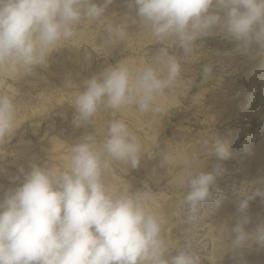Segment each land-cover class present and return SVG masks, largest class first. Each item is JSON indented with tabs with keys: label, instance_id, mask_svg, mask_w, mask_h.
<instances>
[{
	"label": "clouds",
	"instance_id": "9594fccd",
	"mask_svg": "<svg viewBox=\"0 0 264 264\" xmlns=\"http://www.w3.org/2000/svg\"><path fill=\"white\" fill-rule=\"evenodd\" d=\"M113 0H0V78L20 72L31 74L47 67L49 53L62 40L76 35L82 20H99ZM135 16L161 43L175 39L186 52L202 38L222 35L235 51L264 55V0H127ZM111 31V29H109ZM180 64L161 49L155 66L131 68L123 62L107 67L83 82L74 102L73 123L81 127L101 105L118 110L135 105L139 111L162 113L156 98L180 75ZM212 68H203L206 80ZM16 126V108L8 95H0V141ZM207 144V141L205 142ZM211 156H231L224 140L216 136ZM152 158L151 156H148ZM141 144L125 122L111 121L97 147L91 135L73 144L67 165L31 163L20 169L19 186L0 198V264H201L195 250L192 226L198 224L203 204L216 201L219 164L211 171L188 170L176 181L184 192L175 212L186 233L181 249L171 252L162 237L163 218L149 207L151 194L125 187L112 191L104 181L109 160L137 169ZM165 162L173 157L164 155ZM264 203V179L236 203L233 223L226 224L229 251L252 243L264 247V221L255 231L250 222V201Z\"/></svg>",
	"mask_w": 264,
	"mask_h": 264
},
{
	"label": "rangeland",
	"instance_id": "374dc122",
	"mask_svg": "<svg viewBox=\"0 0 264 264\" xmlns=\"http://www.w3.org/2000/svg\"><path fill=\"white\" fill-rule=\"evenodd\" d=\"M162 48L181 69L174 85L155 100L162 113L141 112L135 105L118 110L101 105L89 122L75 126L74 102L85 80L118 62L131 68L155 66ZM257 53L258 46L251 56L236 52L222 35L202 38L186 53L175 39L158 41L127 0H113L102 18L82 20L73 38L54 47L47 67L0 78V95H8L16 108L15 129L0 141V198L22 183L21 168L27 171L33 162L64 168L82 136L91 135L99 147L109 122L120 120L141 144V163L131 169L109 160L104 181L114 192L127 187L151 194L149 207L163 218L161 234L171 252L183 247L186 236L175 216L184 195L177 178L219 164L220 195L203 204L190 236L201 264H264V247L252 243L229 251L225 231L236 215L237 201L264 179V55ZM205 66L212 68L206 80ZM216 136L226 142L228 159L211 156ZM166 154L173 157L171 162L163 160ZM263 212L260 197L250 201L246 231H255L264 221Z\"/></svg>",
	"mask_w": 264,
	"mask_h": 264
},
{
	"label": "bare ground",
	"instance_id": "6f19581e",
	"mask_svg": "<svg viewBox=\"0 0 264 264\" xmlns=\"http://www.w3.org/2000/svg\"><path fill=\"white\" fill-rule=\"evenodd\" d=\"M256 180V179H255ZM254 180V181H255ZM252 181H253V179H252ZM252 181H251V184H252ZM257 182V181H256ZM253 187V186H252ZM259 198V197H258ZM262 205V204H261ZM258 208V207H257ZM260 209V208H259ZM258 212V211H257ZM264 213V212H263ZM255 215V214H254ZM226 216V215H225ZM253 216V215H252ZM228 217V216H227ZM230 217H232V216H230ZM225 218V217H224ZM253 218H255V216L253 217ZM259 218H260V216H259ZM228 219V218H227ZM231 219V218H230ZM230 219L228 220V221H230ZM226 220V219H225ZM260 221V220H259ZM262 221V220H261ZM232 222V221H231ZM254 222V221H253ZM258 222V221H257ZM233 223V222H232ZM256 223V222H255ZM246 227V226H245ZM255 227V226H254ZM249 230V229H248ZM252 230V229H251Z\"/></svg>",
	"mask_w": 264,
	"mask_h": 264
}]
</instances>
